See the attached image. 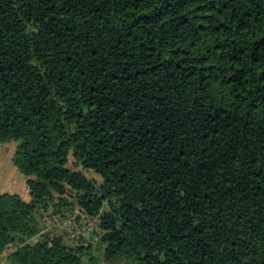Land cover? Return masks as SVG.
<instances>
[{"label": "trees", "instance_id": "trees-1", "mask_svg": "<svg viewBox=\"0 0 264 264\" xmlns=\"http://www.w3.org/2000/svg\"><path fill=\"white\" fill-rule=\"evenodd\" d=\"M7 141L1 264H264V0H0Z\"/></svg>", "mask_w": 264, "mask_h": 264}, {"label": "rangeland", "instance_id": "rangeland-1", "mask_svg": "<svg viewBox=\"0 0 264 264\" xmlns=\"http://www.w3.org/2000/svg\"><path fill=\"white\" fill-rule=\"evenodd\" d=\"M17 142L7 141L5 143H0V192H10L17 193L23 199L27 200L30 198L26 190V178L22 175L15 164L13 163V153L15 150ZM68 166L75 170H80L88 178L99 179V176L91 170L82 169L80 165L74 163L71 157ZM46 225L49 228L55 229L59 234L65 236V239L70 242L72 238H77V235H82L86 238L87 242L85 244H90L92 246L91 256L94 257L95 263L92 264H106L103 262L101 252L98 248V236L95 234L97 227L94 221H86L79 223L72 219L62 220L58 216L52 220L48 219ZM63 231H67L69 235H64ZM8 249H5L0 256V264L5 261V253Z\"/></svg>", "mask_w": 264, "mask_h": 264}]
</instances>
